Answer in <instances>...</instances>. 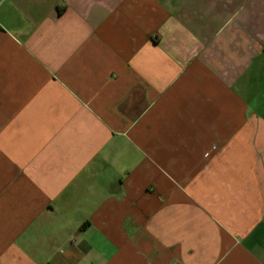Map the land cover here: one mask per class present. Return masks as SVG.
I'll list each match as a JSON object with an SVG mask.
<instances>
[{
    "label": "crops",
    "instance_id": "crops-1",
    "mask_svg": "<svg viewBox=\"0 0 264 264\" xmlns=\"http://www.w3.org/2000/svg\"><path fill=\"white\" fill-rule=\"evenodd\" d=\"M0 264H264V0H0Z\"/></svg>",
    "mask_w": 264,
    "mask_h": 264
}]
</instances>
